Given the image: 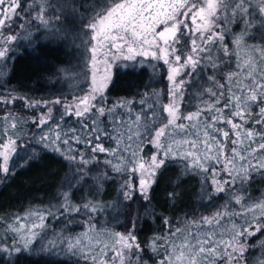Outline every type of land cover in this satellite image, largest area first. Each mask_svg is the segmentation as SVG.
Returning <instances> with one entry per match:
<instances>
[{
  "label": "snow or ice",
  "instance_id": "obj_1",
  "mask_svg": "<svg viewBox=\"0 0 264 264\" xmlns=\"http://www.w3.org/2000/svg\"><path fill=\"white\" fill-rule=\"evenodd\" d=\"M80 8L88 13L81 16L82 27L91 34L89 55L82 54L87 90L70 98L36 99L9 87L14 46L29 26L49 28L65 9L79 16ZM232 25L241 26L240 31L232 32ZM256 36L259 43L248 42ZM118 61L133 69L156 61L154 73L162 61L170 82L167 102L159 103L160 94L152 91L136 102L138 110L130 100L109 103L111 68ZM208 70L210 86L201 85L191 96L198 101L193 110L182 111L186 86ZM17 101L36 110L30 123L39 130L38 139L20 134L29 120L12 107ZM0 113V179L34 158L32 142L51 148L76 169L58 205L0 217L5 233L0 236V264H16L21 253L36 251L32 245L50 218L67 226L77 216L83 231L59 244L60 253L74 264H147L135 223L126 233L97 227L95 214L110 205L87 197L74 203L73 189L92 179L95 191L88 196H99L103 183L114 178L109 173H115L121 177L119 198H139L143 211L153 216L158 210L151 192L169 163L182 166V173L204 175L202 196L209 201L220 193L230 199L211 215L181 226L160 216L167 231L147 242L154 254L148 259L153 264H264V239L249 242L257 234L264 237V191L260 197L248 192L257 177L264 180V0H103L92 7L76 0L58 6L51 0H0ZM149 145L154 151L145 154ZM89 165L106 171L90 177ZM169 198L178 194L169 193ZM233 201L239 211L230 207ZM237 216L242 217L239 224ZM57 247L49 241L40 251L53 254Z\"/></svg>",
  "mask_w": 264,
  "mask_h": 264
},
{
  "label": "trees",
  "instance_id": "obj_2",
  "mask_svg": "<svg viewBox=\"0 0 264 264\" xmlns=\"http://www.w3.org/2000/svg\"><path fill=\"white\" fill-rule=\"evenodd\" d=\"M103 0H76L77 5L85 4L92 7L102 3ZM53 5H60L56 0H51ZM80 15L73 16L67 9L64 10L59 22L52 19V26L45 28L43 25L33 23L29 26L28 32L17 42L12 53V63L10 64V74L7 78L9 87L15 88L20 95H28L33 98L41 97L55 98L57 96L71 97L78 94L80 90H87L82 78L84 75L83 58L84 44L83 37L86 29L82 27L85 23L81 16L87 15L84 8L79 9ZM54 16V14H53ZM239 25H232V32L240 31ZM30 37V38H29ZM231 37L226 38V42ZM249 43H259V37L255 39L247 38ZM154 64H157L155 62ZM152 64H144L143 67L136 66L135 69L126 68L122 64L115 65L112 69V82L109 85L108 101L110 103L118 100L133 101V109L138 110L141 105L136 103L141 99L143 93L152 91L158 92L159 103L167 100L168 84L167 70L162 62L158 63L157 71L154 73ZM63 69H70L68 72ZM199 72V69L197 70ZM210 70L200 72L199 76L185 88V103L182 104V111L193 110V105L198 101L192 100L193 93L200 89V86H210L207 76ZM79 82L77 90L74 84ZM223 82V81H221ZM207 99V97H205ZM154 98H149L153 102ZM17 114H22L29 123L23 125L20 133L31 139L33 136L39 138L40 132L30 123L31 116L36 110H27L22 106V102L17 101L15 105ZM159 111V109H157ZM123 111V110H122ZM2 114V113H0ZM34 158L29 159L26 164L16 167L10 171L6 177L0 179V203H10L6 211H0V216H7L23 207L34 205L59 204L60 193L68 190L67 182L76 175L75 165L64 159L59 153H55L51 148H43L40 144L32 142L29 145ZM154 149L149 145L144 149L145 154H151ZM27 155V153H21ZM17 157L13 156V161ZM12 161H10V169ZM181 167L174 163H169L168 167L158 173L157 183L151 192V204L158 211L153 216H148L143 211V201L139 198L132 201H123L119 198V185L121 177L115 173H109L114 177L103 183L99 196H88V193L95 191V181L92 179L80 181L76 189H73V202L80 203L82 197H87L95 201H100L106 207L103 211L95 214V219L99 225L126 233L135 223V235L142 247L146 248L144 259L147 264H153L148 259L154 256L150 249H147V242L153 236L163 235L167 229L160 216L175 220L173 227L181 226L186 220L197 219L200 216L211 215L217 208L224 204L230 197L227 193H220L209 201L207 196H202V184L204 175L195 173H182ZM89 176L93 177L97 173L106 171L102 165H89ZM210 180L211 177L209 176ZM211 191V188L208 189ZM264 191V180L256 178L248 185V192L254 197H260ZM169 193H177L178 198L170 199ZM230 207L239 211L240 206L234 201ZM2 207H0L1 209ZM76 217V220H78ZM239 224L242 217H235ZM58 227L56 237L61 241L64 232L74 229L79 224L73 221L70 225H65L60 221L55 222ZM75 226V227H74ZM164 230L163 232L161 230ZM257 239H264L257 234V237L250 238V243ZM38 247V246H37ZM35 247L34 252L21 253L16 260V264H74V259L67 254H61L60 249H56L53 254L41 252ZM258 254V250L252 255Z\"/></svg>",
  "mask_w": 264,
  "mask_h": 264
},
{
  "label": "rangeland",
  "instance_id": "obj_3",
  "mask_svg": "<svg viewBox=\"0 0 264 264\" xmlns=\"http://www.w3.org/2000/svg\"><path fill=\"white\" fill-rule=\"evenodd\" d=\"M56 2L58 4H63L65 2V0H56ZM90 35L91 34L88 33V31L86 29V35L83 37V40H82V42L84 44V56L89 55V53H86V49L89 47ZM137 59H143V58L138 57ZM155 62L156 61H151V62L146 61L145 64H154ZM117 64H120V62L118 61ZM117 64H114L112 66L111 73H112L113 67ZM83 67H84V63H83ZM165 67L167 70V66H165ZM86 71H87V69L84 67V75H83V78L81 81H83L84 85L87 88L88 83H89V78L85 76ZM78 82L79 81L77 79H75V82L74 81L71 82L72 84H74L73 85L74 90H77L78 84H79ZM167 84H168V88H169L170 82L168 80H167ZM166 102H167V100L165 101V103ZM8 205H10V203H0V207H2L0 209V211H6L8 209ZM52 205H58V204L34 205V206H30V207H23L22 209H18L15 212L11 213L10 215L0 216V217L12 218V217L17 216V215L24 216L30 209H43L45 207H51ZM53 211H55V209H53ZM56 221L57 220H52L51 218L49 219V221L46 224V232H42L39 236H37L36 240L34 241V243L32 245V248H35L37 246H38L37 248H41V246L47 247L49 241H53V242H56L58 245V247L56 249H60L59 248L60 241L57 238H55L56 233L58 232V227L55 226ZM74 222H76V224H79V226L78 227L74 226L75 227L74 229H71V230L68 229L66 232H64V235L62 236L61 240L67 236H73L74 237L83 231V224H82L81 217L79 216L78 220L74 221ZM100 226H102V225H99V224L97 225V227H100ZM110 231H112V230H110ZM112 232H117V231H112ZM4 234L5 233L3 232V230H0V236H3Z\"/></svg>",
  "mask_w": 264,
  "mask_h": 264
}]
</instances>
